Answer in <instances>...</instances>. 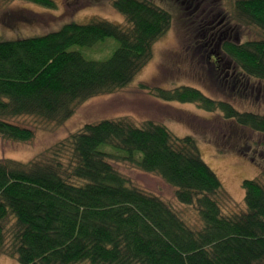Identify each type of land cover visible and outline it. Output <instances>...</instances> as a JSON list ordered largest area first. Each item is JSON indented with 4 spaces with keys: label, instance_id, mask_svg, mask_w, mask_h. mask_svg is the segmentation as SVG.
Listing matches in <instances>:
<instances>
[{
    "label": "trees",
    "instance_id": "1",
    "mask_svg": "<svg viewBox=\"0 0 264 264\" xmlns=\"http://www.w3.org/2000/svg\"><path fill=\"white\" fill-rule=\"evenodd\" d=\"M23 1L55 8L53 0ZM199 1L183 4L194 5L195 13L205 9ZM113 6L130 27L95 19L0 40L2 138L35 137L11 118L63 124L78 105L135 80L152 59L154 44L170 30L172 15L151 0H113ZM235 10L239 21L264 31V0H237ZM222 37L230 62L245 76L264 81V38L241 43ZM107 39L118 47L105 60L88 59L75 49ZM154 90L159 99L194 103L220 112L238 128L264 134V115L239 111L195 87ZM111 160L160 176L181 204L195 207L201 225L193 226L160 197L131 185ZM262 177L264 169L259 178L242 183L246 211L227 214L219 201L222 183L191 136H175L152 121L86 124L47 160H0V256L20 264H264Z\"/></svg>",
    "mask_w": 264,
    "mask_h": 264
},
{
    "label": "rangeland",
    "instance_id": "2",
    "mask_svg": "<svg viewBox=\"0 0 264 264\" xmlns=\"http://www.w3.org/2000/svg\"><path fill=\"white\" fill-rule=\"evenodd\" d=\"M53 1L55 8L50 9L30 1L0 0V40L40 36L58 31L68 23L86 24L95 19L130 27L113 6V0ZM151 1L172 15V25L154 44L152 59L135 80L125 88L78 105L75 114L63 124L35 116L11 118V122L32 129L35 137L28 142H16L0 136V160L25 164L47 160L59 143L80 132L84 125L105 119H127L137 126L152 121L165 125L175 136H191L222 183L224 190L219 201L223 211H246L242 183L259 178L264 169V134L238 128L220 112L204 111L194 103L159 99L154 89L191 86L212 99L229 102L239 111L264 115V81L242 74L223 53L220 40V36L241 43L260 40L264 31L239 21L237 0H200L199 6L205 9H196L198 13H192V4L186 9L184 0ZM117 47L115 39H107L93 48L75 49L88 59L105 60ZM215 56L222 61H215ZM111 163L131 185L160 197L193 226L201 225L195 207L181 204L175 188L160 176L126 162ZM0 264L20 262L1 255Z\"/></svg>",
    "mask_w": 264,
    "mask_h": 264
}]
</instances>
